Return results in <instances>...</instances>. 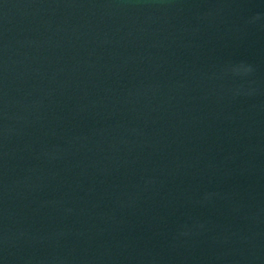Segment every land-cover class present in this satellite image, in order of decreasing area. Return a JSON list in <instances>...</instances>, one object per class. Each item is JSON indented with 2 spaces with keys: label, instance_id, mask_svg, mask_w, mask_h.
<instances>
[{
  "label": "water",
  "instance_id": "water-1",
  "mask_svg": "<svg viewBox=\"0 0 264 264\" xmlns=\"http://www.w3.org/2000/svg\"><path fill=\"white\" fill-rule=\"evenodd\" d=\"M0 264H264V0H0Z\"/></svg>",
  "mask_w": 264,
  "mask_h": 264
}]
</instances>
